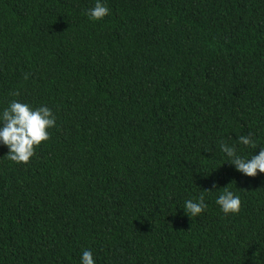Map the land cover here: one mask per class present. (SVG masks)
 I'll return each mask as SVG.
<instances>
[{
  "label": "trees",
  "instance_id": "trees-1",
  "mask_svg": "<svg viewBox=\"0 0 264 264\" xmlns=\"http://www.w3.org/2000/svg\"><path fill=\"white\" fill-rule=\"evenodd\" d=\"M94 3L0 0V110L56 117L28 164L0 146V264H264V173L219 149L264 147V0H106L98 22Z\"/></svg>",
  "mask_w": 264,
  "mask_h": 264
},
{
  "label": "clouds",
  "instance_id": "clouds-1",
  "mask_svg": "<svg viewBox=\"0 0 264 264\" xmlns=\"http://www.w3.org/2000/svg\"><path fill=\"white\" fill-rule=\"evenodd\" d=\"M85 15L93 22L101 21L110 15L106 0H95L94 6L89 8ZM12 95L19 96V93L15 92ZM55 126L56 117L48 106L33 107L13 99L0 110V146L7 147V157L10 161L28 164L34 157L36 148L42 142L50 140L49 130ZM237 144L244 148L255 150L259 148V153L255 154L254 151L246 157L240 153L236 145H230L221 140L219 149L224 153L223 164L227 162L233 165L236 171L247 177H256L258 173H264V147H259L251 134L238 136ZM227 186L223 187V192L216 197L215 203L225 216L239 215L242 207L241 197ZM213 188L215 189L216 186L213 185ZM207 207L203 193L195 200H185L183 206H179L189 218L201 215ZM79 264H96L90 249L82 251Z\"/></svg>",
  "mask_w": 264,
  "mask_h": 264
}]
</instances>
